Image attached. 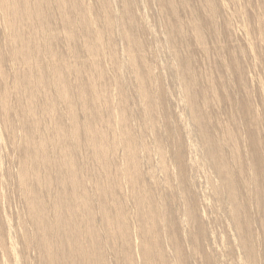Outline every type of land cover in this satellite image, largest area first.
<instances>
[{"label": "bare ground", "instance_id": "obj_1", "mask_svg": "<svg viewBox=\"0 0 264 264\" xmlns=\"http://www.w3.org/2000/svg\"><path fill=\"white\" fill-rule=\"evenodd\" d=\"M0 264H264V0H0Z\"/></svg>", "mask_w": 264, "mask_h": 264}]
</instances>
